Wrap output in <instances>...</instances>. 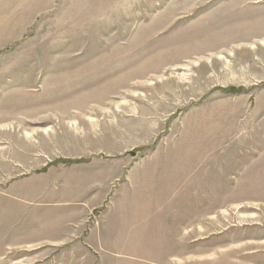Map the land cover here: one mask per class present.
Wrapping results in <instances>:
<instances>
[{"label": "rangeland", "instance_id": "1", "mask_svg": "<svg viewBox=\"0 0 264 264\" xmlns=\"http://www.w3.org/2000/svg\"><path fill=\"white\" fill-rule=\"evenodd\" d=\"M0 264H264V0H0Z\"/></svg>", "mask_w": 264, "mask_h": 264}, {"label": "bare ground", "instance_id": "2", "mask_svg": "<svg viewBox=\"0 0 264 264\" xmlns=\"http://www.w3.org/2000/svg\"><path fill=\"white\" fill-rule=\"evenodd\" d=\"M208 19V18H207ZM245 38H242V39H237V40H244ZM2 121V120H1ZM18 125V124H17Z\"/></svg>", "mask_w": 264, "mask_h": 264}, {"label": "water", "instance_id": "3", "mask_svg": "<svg viewBox=\"0 0 264 264\" xmlns=\"http://www.w3.org/2000/svg\"><path fill=\"white\" fill-rule=\"evenodd\" d=\"M132 156H134V153H131Z\"/></svg>", "mask_w": 264, "mask_h": 264}]
</instances>
